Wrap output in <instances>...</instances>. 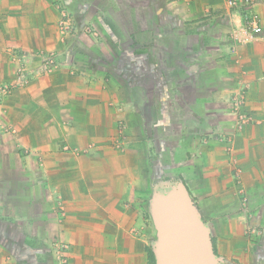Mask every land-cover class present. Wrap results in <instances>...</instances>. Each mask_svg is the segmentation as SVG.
<instances>
[{"label": "crops", "instance_id": "1", "mask_svg": "<svg viewBox=\"0 0 264 264\" xmlns=\"http://www.w3.org/2000/svg\"><path fill=\"white\" fill-rule=\"evenodd\" d=\"M257 11L260 35L237 44L242 10L227 0H0V85H14L0 101V264L56 240L68 264H148L150 145L186 183L218 264H264V0ZM237 101L252 121L228 153ZM15 230L26 256L5 251Z\"/></svg>", "mask_w": 264, "mask_h": 264}, {"label": "water", "instance_id": "2", "mask_svg": "<svg viewBox=\"0 0 264 264\" xmlns=\"http://www.w3.org/2000/svg\"><path fill=\"white\" fill-rule=\"evenodd\" d=\"M151 212L157 231L155 264H218L210 229L183 183L156 194Z\"/></svg>", "mask_w": 264, "mask_h": 264}, {"label": "rangeland", "instance_id": "3", "mask_svg": "<svg viewBox=\"0 0 264 264\" xmlns=\"http://www.w3.org/2000/svg\"><path fill=\"white\" fill-rule=\"evenodd\" d=\"M169 2H173L171 0H168ZM260 15V14H259ZM261 18V16H260ZM261 25H262V20H261ZM125 126H124V123L121 122L118 124V133H119V136H123L122 138L120 137V139L118 140V142L116 143V148L118 149H122L125 147V144H124V137L127 136L125 130ZM235 135H236V132L234 131V133H231V134H227L226 135V139H225V142L229 143L228 142V139L231 138L232 141L230 142V144H228V147H227V152L231 153L232 151V146L234 144V139H235ZM155 139L153 138L152 139V143ZM151 144V142H150ZM232 144V145H231ZM123 150V149H122ZM158 155L159 153L156 151L155 149V146H151L149 147V163H148V166H143L142 168V174H143V190L144 189H147L148 191V199H147V204H146V208H145V218L144 219V223H145V228H144V232L146 233L145 237H146V241L148 243V246H153L155 247V243L157 241V231H156V227H155V224H154V221H153V217H152V212H151V203H152V199L153 197L158 194V193H166L168 192L170 189H172L173 187L177 186L179 183H183L184 186L187 188V190L189 191L186 183L182 180V178L178 175H173L172 174V171H167L165 168H163L161 165H160V161H158ZM234 177H235V180H236V184L240 187V191L241 192H244V186L242 185V178H241V167L239 166H234ZM145 174L147 175L148 177V181H146L145 179ZM6 187H11V188H14L13 186V183L9 184V183H4L3 184V191H1V195L4 196V195H7L10 192H12V190L8 189H4ZM17 192V191H16ZM14 192V193H16ZM22 192V191H21ZM190 194V192H189ZM191 196V194H190ZM194 200V199H193ZM195 201V200H194ZM196 204V202H195ZM197 205V204H196ZM198 207V206H197ZM8 218V217H6ZM139 230V229H138ZM18 232L17 230H15L13 232L14 234V238L12 237V235H10L9 238H6L4 239V241H10V244L14 242L16 243H13V245L9 246V247H6V252L7 253H11V254H14V255H19L20 254V257L22 256H26L28 255V251L27 250L28 248L26 247H20V244L19 242L21 240L24 239V235H25V232L21 231V234L16 233ZM24 233V234H23ZM248 235L252 234L253 232L249 231L247 232ZM259 234H263V232L261 231ZM1 237V236H0ZM0 239H3V237H1ZM21 239V240H20ZM61 243L58 242L57 240L55 242H53V245L52 247H46L44 248V251L41 254L37 255V258L34 259V261H31V262H28V264H44L43 261L47 258H54V264H61V253L60 251L57 249L58 248V245H60ZM65 245V244H64ZM16 246H19V247H16ZM259 248L261 249L259 252L260 254H264V248L260 247ZM257 250V247H255V251ZM69 251V250H68ZM218 256V255H217ZM69 258V256H68ZM19 264H22L21 262H19Z\"/></svg>", "mask_w": 264, "mask_h": 264}, {"label": "built area", "instance_id": "4", "mask_svg": "<svg viewBox=\"0 0 264 264\" xmlns=\"http://www.w3.org/2000/svg\"><path fill=\"white\" fill-rule=\"evenodd\" d=\"M173 2H179L182 0H171ZM258 0H227V6L230 9L242 10L243 23L241 26L234 27L232 31V39L234 43L246 44L254 41L258 38L262 31L261 18L257 11ZM60 10V30L65 32H71L73 26V19L68 9L62 4L59 5ZM57 56L56 53H50L46 55L45 68L47 71H52L57 67ZM14 89L13 84H2L0 85V101L9 96ZM242 101H237L234 105V113L236 115L235 132H241L244 127L252 121V117L243 111ZM232 139L229 138L228 142ZM68 149V147H65ZM61 253V264H68V246L64 244L58 245L57 248Z\"/></svg>", "mask_w": 264, "mask_h": 264}, {"label": "trees", "instance_id": "5", "mask_svg": "<svg viewBox=\"0 0 264 264\" xmlns=\"http://www.w3.org/2000/svg\"><path fill=\"white\" fill-rule=\"evenodd\" d=\"M212 241H213V238H212ZM213 246H214V250H215L216 255H218L216 247H215V244ZM147 252H148V264H155L156 254H155L154 245L153 246H148L147 247Z\"/></svg>", "mask_w": 264, "mask_h": 264}]
</instances>
